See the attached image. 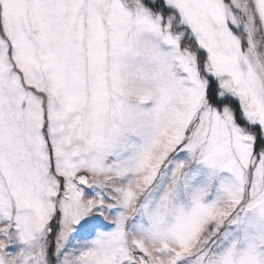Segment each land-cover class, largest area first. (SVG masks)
<instances>
[{"label": "snow or ice", "instance_id": "1", "mask_svg": "<svg viewBox=\"0 0 264 264\" xmlns=\"http://www.w3.org/2000/svg\"><path fill=\"white\" fill-rule=\"evenodd\" d=\"M0 264H264V0H0Z\"/></svg>", "mask_w": 264, "mask_h": 264}]
</instances>
